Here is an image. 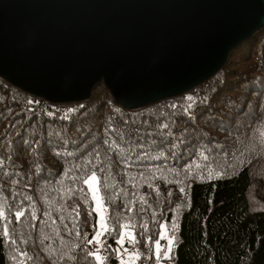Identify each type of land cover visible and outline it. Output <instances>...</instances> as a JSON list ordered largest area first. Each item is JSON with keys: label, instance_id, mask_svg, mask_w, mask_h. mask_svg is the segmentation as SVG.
Instances as JSON below:
<instances>
[{"label": "trees", "instance_id": "trees-1", "mask_svg": "<svg viewBox=\"0 0 264 264\" xmlns=\"http://www.w3.org/2000/svg\"><path fill=\"white\" fill-rule=\"evenodd\" d=\"M0 213V264H97V249L102 264H160L162 225L172 264H264V27L195 88L138 108L103 81L50 103L0 78Z\"/></svg>", "mask_w": 264, "mask_h": 264}, {"label": "water", "instance_id": "water-1", "mask_svg": "<svg viewBox=\"0 0 264 264\" xmlns=\"http://www.w3.org/2000/svg\"><path fill=\"white\" fill-rule=\"evenodd\" d=\"M264 27V0H0V78L50 103L103 81L132 109L195 88Z\"/></svg>", "mask_w": 264, "mask_h": 264}, {"label": "snow or ice", "instance_id": "snow-or-ice-1", "mask_svg": "<svg viewBox=\"0 0 264 264\" xmlns=\"http://www.w3.org/2000/svg\"><path fill=\"white\" fill-rule=\"evenodd\" d=\"M189 99H191V98H189ZM209 175L211 176L212 173L210 172ZM95 180H96V175H95V173H93L88 179H86L84 181V183L89 185V191L92 192L93 199L96 200V202H97V207L94 209V211H96L100 215V221H101V222H98L99 225H100V229L101 230H98L96 232L95 236L93 237V239L92 240H89L88 243H92L93 240H95V242L99 244V243H101L99 237L104 234V231H107V227H106V225L104 223H102V221L104 220L103 213H104L105 209L103 208L102 201L96 195V189L92 186V182L95 181ZM182 191H183V189H182ZM0 215H2V213H0ZM15 215H16V219L19 220L20 217H22L24 215V213H23V211H18ZM122 227H126V226H122ZM161 227H163V225ZM8 234H9L8 233V228L5 225L4 230H3V235L5 237H7ZM164 238H165V233L162 232L161 233V239H164ZM128 239L130 241H132V242H134V240H135V238L132 237L130 233L128 234ZM173 239H169L168 240V252L171 251L172 244H173ZM124 240H125V233L121 232L120 238L116 241V243L119 244V245H121V246H123ZM10 242L13 243V244L15 243L14 240L13 241H10ZM156 249H157V253H156L157 254V257H159V253H160V244H159V241H156ZM116 251L119 254V251L120 250L117 249ZM125 251H127V249H125ZM98 252H99V249L96 250V253L97 254L89 253V255H95V259L97 261V264H102V259L103 258L100 255H98ZM136 258H138V254H137ZM165 258H168V253L167 252L165 253ZM121 264H128V262L122 260L121 261Z\"/></svg>", "mask_w": 264, "mask_h": 264}, {"label": "rangeland", "instance_id": "rangeland-1", "mask_svg": "<svg viewBox=\"0 0 264 264\" xmlns=\"http://www.w3.org/2000/svg\"><path fill=\"white\" fill-rule=\"evenodd\" d=\"M27 101H25V103H26ZM25 103H24V106H25ZM29 103V102H28ZM92 175V174H91ZM91 175H89L88 176V178L91 176ZM87 178V179H88ZM92 186L96 189V195L99 197V199L101 200V198H100V194H99V190H98V182H97V178H96V180L95 181H93L92 182ZM87 187H88V190H89V185L87 184ZM89 193H90V195H91V197H92V200H93V204H94V209L97 207V202H96V200H94L93 199V194H92V192L91 191H89ZM96 212V211H95ZM96 214H97V231L98 230H101L100 229V225H99V223L98 222H101L100 221V215L96 212ZM103 215H104V220L102 221V223H104L105 225H106V221H105V212L103 213ZM165 233V251H164V258H165V253L167 252L168 253V258H169V253L170 252H168V240L169 239H173V235H172V237H171V233L165 228V227H162L161 228V231H160V233H159V237H158V240L157 241H159V244L161 245V243H160V240H161V233ZM99 239H100V237H99ZM154 252H157V249H156V242H155V245H154ZM128 255H127V258L126 257H123V259L122 260H124V261H127L128 262V264H134V261H133V257H132V255H133V253H127ZM168 258H166V260L165 259H163V260H161L160 261V264H172V262H170L169 260H168Z\"/></svg>", "mask_w": 264, "mask_h": 264}, {"label": "built area", "instance_id": "built-area-1", "mask_svg": "<svg viewBox=\"0 0 264 264\" xmlns=\"http://www.w3.org/2000/svg\"><path fill=\"white\" fill-rule=\"evenodd\" d=\"M25 107H26V108H30V107H31V104L28 103V102H26V103H25ZM96 248H98V246H96Z\"/></svg>", "mask_w": 264, "mask_h": 264}]
</instances>
